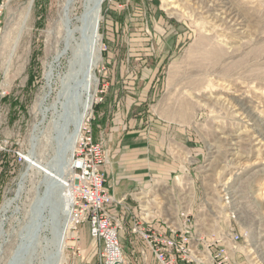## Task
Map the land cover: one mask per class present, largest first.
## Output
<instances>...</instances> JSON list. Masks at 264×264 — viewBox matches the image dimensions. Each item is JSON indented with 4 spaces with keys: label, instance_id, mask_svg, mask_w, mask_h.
<instances>
[{
    "label": "rangeland",
    "instance_id": "obj_1",
    "mask_svg": "<svg viewBox=\"0 0 264 264\" xmlns=\"http://www.w3.org/2000/svg\"><path fill=\"white\" fill-rule=\"evenodd\" d=\"M5 1L0 24V212L5 201L16 199L0 230V264H10L24 239L29 247L22 264H44L55 248L50 228L41 227L32 238L26 224L31 200L43 197L48 185L37 168L28 171L26 156L52 167L61 178L70 174L68 155L58 157L56 125L65 88L48 100L55 101V111L42 116L36 107L57 51L55 27L64 0ZM86 2L74 1V17L81 16ZM165 2L102 3V58L94 69L97 93L85 123L106 150V184L116 198L141 187L149 195L160 191L165 209L158 204L159 213L167 208L172 216L181 199L194 213L209 202L215 229L234 210L248 241L243 248L248 264H264V140L255 146L258 140L243 135L235 137L242 141L237 146L223 137L255 127L257 133L264 131V0H169L175 6L169 10ZM224 7L233 10V19L220 17ZM79 39L77 33V44ZM66 63L62 58L60 70ZM237 102L254 117L238 115ZM149 171H155L154 185ZM61 190L55 188L57 204L62 203ZM223 192L229 193L230 204H222ZM126 204L129 210L121 204L111 210L125 216L121 243L130 259L128 230L136 201L129 197ZM43 212L52 227L55 215L48 206ZM77 235L82 240L76 241ZM66 243L65 264H98L101 245L88 224L74 232L70 228Z\"/></svg>",
    "mask_w": 264,
    "mask_h": 264
},
{
    "label": "built area",
    "instance_id": "obj_2",
    "mask_svg": "<svg viewBox=\"0 0 264 264\" xmlns=\"http://www.w3.org/2000/svg\"><path fill=\"white\" fill-rule=\"evenodd\" d=\"M0 5V24L3 7ZM89 121V120H88ZM107 154L103 144L93 137L92 128L84 124L81 137L72 155V167L64 187L72 198L71 230L88 224L93 240L101 245L98 264H248L249 258L243 250L248 244L244 232L237 221V214L230 211L228 218H220L218 229L210 221L208 205L204 203L197 213L191 205L184 204L175 216L166 214L165 200L160 191L149 195L143 187L132 193H124L116 198L106 186L104 166ZM154 185L155 177L151 176ZM154 188V187H153ZM129 197L136 201L131 216L128 234L131 237L134 259L130 261L122 243L124 235V215L111 210L112 205L121 204L124 210ZM159 197V198H158ZM153 198V200H148ZM222 204H230L228 192L221 194ZM151 206H148L150 204ZM160 204L164 209L155 212ZM118 215V216H117ZM172 216V217H170ZM224 218V219H223ZM225 221L222 225L221 222ZM76 241L82 240L79 235ZM73 246V245H72ZM76 251L80 254L81 249ZM75 252V255H76ZM151 258L150 262L149 259Z\"/></svg>",
    "mask_w": 264,
    "mask_h": 264
},
{
    "label": "bare ground",
    "instance_id": "obj_3",
    "mask_svg": "<svg viewBox=\"0 0 264 264\" xmlns=\"http://www.w3.org/2000/svg\"><path fill=\"white\" fill-rule=\"evenodd\" d=\"M74 1L75 0H64L63 1L62 5H61V10L59 13L58 20L56 22L55 33H56L57 51H56V54H54L52 60L50 61V63L48 64V66L46 68V71L44 74V78H45V82H46L45 88H44V93H43V95L41 94V96L38 97V101L36 103V107L39 109V112L41 113L42 116H46V114L51 109L53 111H55V101L48 104V100L51 98L53 93L55 94V90L57 91L58 88L60 89L62 87H66L71 82V80L75 81L74 84H76L78 82V77H79L78 64L80 61V54L83 51L82 49H83V44H84L82 37H81L82 15L84 12H87L94 7V1L93 0H87L86 4L84 5L85 8H84L83 13L81 14V16H77V17H74L73 13H72ZM170 2H169V0H166V2H165V4L168 6L166 8L167 10L175 8V6L168 5V4H170ZM171 5H173V3ZM30 6H31V3H29L27 13H29ZM101 11H102V5L100 6V9L98 8V9H96V11H94L95 18H94L93 27L91 30L93 42L88 43V46L86 45L87 51L89 50L90 57L87 59V62H86L87 68H86V66L84 68V69H86L85 71L87 72L85 83L83 84L82 88L79 89L80 93H82L83 96L81 97L82 100H81L80 111L78 113V118L75 117V119L73 120L74 124H72L70 126L72 128H70L68 133H65L64 131H62V133H58V136L60 137L58 157L65 156V155L67 157V155H68V161L70 160V163L68 164V167H69L68 173H70V171H71L72 155H73V152L75 150L76 143L82 135V131L84 129V124H85L86 118L89 116V114L92 110V106H93V103L95 101V96L97 93L98 78L94 72V69L96 68L97 64L99 63V61L102 58L101 57V45H100L101 35L99 33ZM221 12H222L220 15L221 18H225L228 15H230V16H232V19H233L234 12L229 7H224L221 10ZM26 17H27V14H26ZM235 23H239V21L238 22L235 21ZM77 33L80 34V39H79L78 44L75 41V36ZM62 58L67 59L66 67L64 68V70H60ZM76 79H77V81H76ZM218 99H220V98H218ZM240 102H242V101H240ZM63 103H65V101L59 102V104L57 106V112H58V115L60 116V118L62 116L63 108L65 106V105H63ZM243 104H245V103H243ZM234 107L236 108L235 111L238 110V115L245 114V115H247L246 117H249V118L254 117V115L248 109H246L243 106H240L238 104V102L234 104ZM38 125H37V127H38ZM58 127L60 128V126H58ZM258 127H259V125H258ZM260 127H262V126H260ZM257 131L258 130L255 127V128L250 129L248 132H243V133H240L239 135L228 136L229 138L227 136L226 137L223 136V137L226 138V143L229 140H231V144L237 145V146L242 141L236 142L234 140L235 137H241L243 135L246 137H253L255 140H258L255 143V146H257L259 144L261 145V142L264 140V131L263 132L259 131V133H257ZM58 132H59V130H58ZM64 139L68 140V142H69V145L67 146V148L65 147V149H63V146H62ZM257 150H259V149H255L254 151H257ZM26 158H27V162H28V166H29L28 171L33 169V168H37L39 171H41L43 173V177L45 179L44 182L47 185H48V182H50L49 179H54L55 181H57L60 184L58 188H62L61 198H62V215H63V219L60 221L61 234L57 239H55L56 232H55V237H52V236H54L53 235L54 234V232H53L54 228H53V224L51 227V220H50L49 214L44 215L43 210L40 209L41 207H40L39 201L42 198V194H37L33 198V200H31V202H30L28 213H29V219H31V221H29L30 223L28 222L26 224L27 225L26 227L29 228L28 229L29 231L34 232L36 230V232H38V228L41 229V227H43V226H44V228H46L48 226L50 228L49 231L51 232L50 233V235H51L50 243H51L52 247H55V250L60 251V254H61L59 264H65L66 258L64 255V250H65V246L67 244L66 239L69 235V229L71 228L70 212H71V203H72V198L69 196L67 189L64 187V185H66V182H67V177L65 176V178L64 177L61 178V174L55 173V170H53L52 167L50 168L48 166L40 165V163L37 162L31 156H28V157L26 156ZM55 164H57V159H56ZM55 166H57V165H55ZM28 171H25L22 174V177L20 179V191H21V188L24 187L22 185H23L24 181L26 180V176L29 173ZM15 199H10V200L5 201L4 205L1 207L2 208L1 212H0V230L1 231H2L3 225L5 224L6 214L9 212L10 207L13 204V202L15 201ZM148 200H153V198H150ZM148 206L151 207V202H150V204H148ZM44 207H43V209H44ZM155 212L159 213L160 211L157 209V210H155ZM170 217H172V216H170ZM54 218H55V216H54ZM54 221H53V223H54ZM22 244H25V239L23 240Z\"/></svg>",
    "mask_w": 264,
    "mask_h": 264
},
{
    "label": "water",
    "instance_id": "obj_4",
    "mask_svg": "<svg viewBox=\"0 0 264 264\" xmlns=\"http://www.w3.org/2000/svg\"><path fill=\"white\" fill-rule=\"evenodd\" d=\"M93 1H94V7L89 11L84 12L82 15L81 37L84 44L82 49L83 51L80 54V61L78 64L79 77H78V82L76 84H74L75 83L74 80H71V82L66 87H64L65 103H63V105L65 106L63 108L62 116L56 124L59 133H62V131L68 133V131L70 130V126L74 124L73 120L75 119V117L78 118V113L80 111L81 100H82L81 97L83 95L82 93H80L79 89L82 88L83 84L85 83L87 72L85 71L86 69L84 68L86 66L87 59L90 57V53L89 50L87 51L86 45L88 46V43L93 42L91 30L95 18L94 11H96V9L98 8L100 9V6L104 2V0H93ZM58 126H60V128ZM65 139L62 144L63 149H65V147L67 148V146L69 145L68 140ZM49 180L50 182H48V188L45 191L39 203L41 207L40 209L44 210L43 207L48 206L50 208V213L52 218L55 215V221L53 223V228H54L53 237H55V232H56L55 239H57L61 234L60 221L62 219L61 217L62 203L57 204L55 202V188L59 187L60 184L54 179H49ZM36 234L37 232L35 230L33 232L32 238H35L37 236ZM28 247H29V242L23 245L20 244L10 264H22ZM60 256H61L60 251H56L55 248H53L52 251H50L49 256L47 257L44 264H59Z\"/></svg>",
    "mask_w": 264,
    "mask_h": 264
},
{
    "label": "crops",
    "instance_id": "obj_5",
    "mask_svg": "<svg viewBox=\"0 0 264 264\" xmlns=\"http://www.w3.org/2000/svg\"><path fill=\"white\" fill-rule=\"evenodd\" d=\"M164 169H167V168H164ZM150 170H152V169L150 168ZM153 170H154V169H153ZM105 173H106V176H108L107 170H106ZM151 176H156V175H155V171H149V172H148V181L151 179ZM150 181H151V180H150ZM106 186H107L108 189H110L109 186H108L107 184H106ZM138 186H139V185H138ZM110 190H111V189H110ZM111 191H112V190H111ZM133 259H134V258L131 257V260H133ZM150 260H151V258L149 259V262H150ZM150 264H151V262H150Z\"/></svg>",
    "mask_w": 264,
    "mask_h": 264
}]
</instances>
